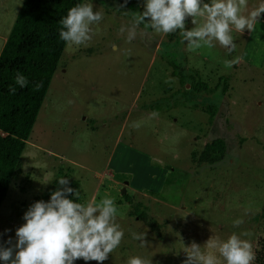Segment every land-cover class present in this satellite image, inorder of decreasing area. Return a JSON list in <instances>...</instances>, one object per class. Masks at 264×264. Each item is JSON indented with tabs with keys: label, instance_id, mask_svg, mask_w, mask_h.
Returning a JSON list of instances; mask_svg holds the SVG:
<instances>
[{
	"label": "rangeland",
	"instance_id": "obj_1",
	"mask_svg": "<svg viewBox=\"0 0 264 264\" xmlns=\"http://www.w3.org/2000/svg\"><path fill=\"white\" fill-rule=\"evenodd\" d=\"M20 3L0 0V49ZM82 3L103 20L92 26L89 46L65 44L57 61L0 203V246L15 245L29 207L50 201L66 177L79 203L109 197L118 208L124 237L103 264L134 256L183 264L184 246L212 251L203 247L209 239L243 232L252 234L241 238L252 243L253 264H264V13L252 32H232L237 47L229 53L218 42L190 50L179 30L164 35L147 22L129 42L127 29L146 0ZM261 4L248 0V12ZM193 27L189 18L186 29ZM225 61L237 62L228 68ZM117 133L123 145L116 147ZM217 137L222 159L199 162ZM237 219L243 223L234 227ZM133 233H145L146 246Z\"/></svg>",
	"mask_w": 264,
	"mask_h": 264
},
{
	"label": "clouds",
	"instance_id": "obj_2",
	"mask_svg": "<svg viewBox=\"0 0 264 264\" xmlns=\"http://www.w3.org/2000/svg\"><path fill=\"white\" fill-rule=\"evenodd\" d=\"M264 13V4L248 12V0H146L145 10L134 17L127 29V40L131 42L137 35V28L147 22L156 33L168 35L179 30L182 43L190 50L202 46H220L229 53L235 51L232 32H252ZM191 18L195 26L186 29V21ZM103 20V13L94 11L93 5L82 3L70 8L61 19L59 37L68 47L89 46L93 39V25ZM202 21V23H200ZM198 25V26H197ZM126 29L121 27L120 32ZM237 61H225L231 68ZM16 84L26 87L28 79L17 74ZM42 85L36 84L38 90ZM15 88L10 87L14 94ZM61 186L51 193L50 201L35 202L24 214V223L16 230L17 242L11 247L0 246V260L4 264H74L83 259L103 264L109 255L121 244L124 231L117 223L118 208L113 198L105 197L99 203L82 204L67 198L79 192L69 187L66 177L58 179ZM243 223L233 222L234 227ZM250 232L240 235L233 233L226 240L211 238L203 246L212 251H202L195 242L184 246L186 260L183 264H253L256 259L252 243L241 236H251ZM133 238L146 246L145 233H133ZM11 244V238L8 241ZM128 264H151V261L134 256Z\"/></svg>",
	"mask_w": 264,
	"mask_h": 264
},
{
	"label": "trees",
	"instance_id": "obj_3",
	"mask_svg": "<svg viewBox=\"0 0 264 264\" xmlns=\"http://www.w3.org/2000/svg\"><path fill=\"white\" fill-rule=\"evenodd\" d=\"M82 1L21 0L5 36L0 49V203L12 175L19 171L20 155L65 46L59 37L60 21ZM17 74L28 79L26 87L16 84ZM36 84L42 86L37 90ZM10 87L16 89L14 94ZM224 151L225 143L217 137L205 144L197 160L212 164L222 159ZM67 198L79 202L73 195Z\"/></svg>",
	"mask_w": 264,
	"mask_h": 264
},
{
	"label": "crops",
	"instance_id": "obj_4",
	"mask_svg": "<svg viewBox=\"0 0 264 264\" xmlns=\"http://www.w3.org/2000/svg\"><path fill=\"white\" fill-rule=\"evenodd\" d=\"M54 74V73H53ZM53 76V75H52ZM52 78V77H51ZM51 81V80H50ZM50 83V82H49ZM48 86H49V84H48ZM47 89H48V87H47ZM47 89H46V91H47ZM46 93V92H45ZM44 96H45V94H44ZM44 96H43V99H44ZM43 99H42V101H43ZM41 104H42V102H41ZM41 104H40V106H41ZM39 109H40V107H39ZM39 109H38V111H39ZM38 113V112H37ZM36 116H37V114H36ZM35 119H36V117H35ZM35 119H34V122H35ZM34 122H33V124H32V127H33V125H34ZM32 127H31V129H30V132H29V134H28V137H27V139H26V142H27V140H29V136H30V134H31V131H32ZM119 133V132H118ZM118 133L116 134V136H115V143H116V147L119 145V144H122L121 143V141L119 140V137H118ZM120 136V135H119ZM118 137V138H117ZM33 142H31V143H33L34 145H38V146H42V143H40V142H36V141H38L36 138H35V140H32ZM25 142V143H26ZM123 145V144H122ZM25 147V146H24ZM28 154H31V153H28ZM30 156V155H29Z\"/></svg>",
	"mask_w": 264,
	"mask_h": 264
},
{
	"label": "water",
	"instance_id": "obj_5",
	"mask_svg": "<svg viewBox=\"0 0 264 264\" xmlns=\"http://www.w3.org/2000/svg\"><path fill=\"white\" fill-rule=\"evenodd\" d=\"M124 192V190L122 189V193Z\"/></svg>",
	"mask_w": 264,
	"mask_h": 264
}]
</instances>
